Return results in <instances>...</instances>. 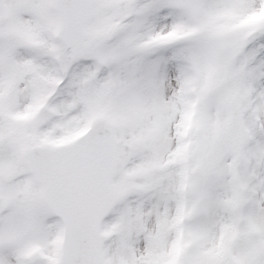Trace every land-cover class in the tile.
I'll return each instance as SVG.
<instances>
[{
    "label": "snow or ice",
    "instance_id": "snow-or-ice-1",
    "mask_svg": "<svg viewBox=\"0 0 264 264\" xmlns=\"http://www.w3.org/2000/svg\"><path fill=\"white\" fill-rule=\"evenodd\" d=\"M0 264H264V0H0Z\"/></svg>",
    "mask_w": 264,
    "mask_h": 264
}]
</instances>
